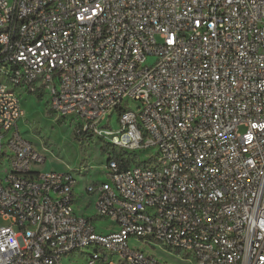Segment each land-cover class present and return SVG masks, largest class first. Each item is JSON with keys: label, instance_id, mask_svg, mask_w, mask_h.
<instances>
[{"label": "built area", "instance_id": "2783aa9c", "mask_svg": "<svg viewBox=\"0 0 264 264\" xmlns=\"http://www.w3.org/2000/svg\"><path fill=\"white\" fill-rule=\"evenodd\" d=\"M24 95L107 146L95 214ZM146 246L264 264V0H0V264H167Z\"/></svg>", "mask_w": 264, "mask_h": 264}, {"label": "rangeland", "instance_id": "374dc122", "mask_svg": "<svg viewBox=\"0 0 264 264\" xmlns=\"http://www.w3.org/2000/svg\"><path fill=\"white\" fill-rule=\"evenodd\" d=\"M155 57L149 56L147 63L155 62ZM47 98L38 99L33 95L22 96V108L24 115L18 123L21 135L31 142L36 150L45 159L41 165L42 169L71 172L77 181L75 188L79 197L77 210L85 214H95V207L92 197L83 193L88 183L96 181H107V151L102 142L92 136L77 137V125L71 121L70 117H65L62 122L49 110L46 103ZM116 116L113 117L112 123L115 127ZM245 128L240 126L239 132H244ZM150 152H144L139 155L140 160L148 158ZM86 206H88L86 208ZM86 208L85 212L83 208ZM108 222H96L99 230H103ZM130 245L135 242L129 241ZM146 252L153 254L160 261L167 264H191L183 261L175 254H169L158 247L154 249L146 246ZM63 264H66L64 261ZM69 264H86L85 260L75 255L69 261ZM193 264V263H192Z\"/></svg>", "mask_w": 264, "mask_h": 264}, {"label": "trees", "instance_id": "16d2710c", "mask_svg": "<svg viewBox=\"0 0 264 264\" xmlns=\"http://www.w3.org/2000/svg\"><path fill=\"white\" fill-rule=\"evenodd\" d=\"M37 98H38V99H41V95H38ZM61 119H63V118H59L57 121H58V122H62ZM77 137H78V135H77ZM80 138H81V137L79 136L78 139H80ZM105 149L107 150V146H106ZM116 156H117V157H120L121 155L116 153Z\"/></svg>", "mask_w": 264, "mask_h": 264}]
</instances>
